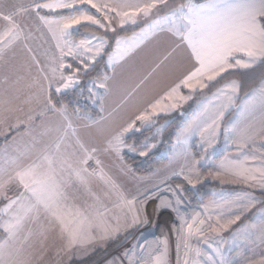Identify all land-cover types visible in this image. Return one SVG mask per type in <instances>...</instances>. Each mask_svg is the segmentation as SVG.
Masks as SVG:
<instances>
[{
	"label": "snow or ice",
	"instance_id": "snow-or-ice-1",
	"mask_svg": "<svg viewBox=\"0 0 264 264\" xmlns=\"http://www.w3.org/2000/svg\"><path fill=\"white\" fill-rule=\"evenodd\" d=\"M165 2L166 0H49L46 3H35L32 7L37 10V15L40 9L51 12L70 11L68 15H58L53 19L39 17L56 40L59 50V56L53 58L48 71L45 73L41 69L44 73L43 79L48 81L47 87L37 83L39 93L44 94L48 110L66 114V107L57 108L48 94L52 82L59 83L55 88L57 93L79 84L81 71H87L95 64L107 45L105 37L95 33L75 41L71 39L74 29L91 25L115 31L113 24L120 27L126 24L135 25L138 19L153 15L154 10ZM89 9L95 10L98 15L90 14ZM27 11L29 9L26 7L8 6L5 0H0V58L26 38L18 17ZM165 28L177 36L188 50L192 66L178 83L147 104L134 119L111 136L107 141L106 150L114 151L117 155L125 148L137 151L134 145L125 143L124 137L127 133L150 127L154 123V116L171 112L191 99V95L181 94V87L191 90L192 93L202 91L218 78L222 79L224 74L238 69H250L257 63H264V0H205L201 4L189 0L188 4L181 5L171 15L153 20L136 36L127 40L117 39L114 51L108 55V64L113 72L115 66L138 47L139 43ZM66 57L77 60L82 68H73L72 64L65 63ZM65 69L70 70L71 74L65 75ZM110 79L111 77L105 74L93 83L107 90ZM238 90L239 83L235 80L219 88L212 99L202 104L200 110L186 123L177 143L187 145L193 137H199L203 152L207 153L209 148H214L225 112L232 107ZM256 101V94L251 95L242 112H253ZM259 103L264 106V88L259 90ZM32 118L30 116L29 120ZM137 121L140 122L139 128ZM225 134L235 137L232 143L238 145V150L249 147L257 136L264 141V129L257 133L247 125L241 127L238 122L225 129ZM62 144L63 139L33 154L21 153L8 161L6 166H0V201L3 202L0 207V264H34L47 250L50 237L61 241L65 251H71L83 248L97 239H107L119 232L122 226L130 227L140 221L145 208L144 201H140L141 206L138 209L137 198L128 199L102 170L89 172L85 167L88 161L94 158L97 151L95 148L89 149L77 138L76 144L82 154L77 156L75 150L62 148ZM156 146L155 143L144 142L139 155H148ZM95 162L97 165L101 163L99 159ZM199 163L193 159L190 166H187V171L181 168L174 175L182 176L188 184L195 187L199 182V173L196 171V165ZM221 168L232 178L233 183H242L264 191V154L258 157L253 153H244L243 159L237 157L229 160L222 164ZM194 175L196 179H193ZM214 175L215 178H220L221 172ZM93 176H98L115 190L120 201L116 207L122 210L124 225L121 224V217L109 216L108 210L101 211L103 205H90L85 208L71 197L70 189L74 184L87 189ZM163 183L164 181H161V184ZM155 189L151 196H157L160 192H171L173 197L169 199L167 195L159 196L158 208L170 209L179 218L180 227L176 229L177 264H180L181 247L184 254L183 264H189L190 259L192 264H198V258L204 254L202 246L212 252L205 264H226L219 258V249H212L209 241L214 243V237L229 225L236 223L241 216L236 215L234 219H229L223 224L217 217L213 224V217L210 215L200 219V212L186 215L181 211L184 201L181 199L183 190L179 185L176 188L156 185ZM148 198L145 196L144 199ZM96 199L98 201V198ZM257 203L264 204V200H258L248 192L238 194L234 201H225L229 207H240L241 215ZM223 207L222 204L210 202L204 205L202 211L207 213L211 208ZM245 228H257V225H246ZM259 231L264 241V224L259 226ZM163 243L164 248L159 254L149 253L151 260L145 258L143 244H139L135 250L125 252L124 255L130 264H168L167 241ZM138 252L140 255H137ZM248 264H264V257L258 261L249 260Z\"/></svg>",
	"mask_w": 264,
	"mask_h": 264
},
{
	"label": "crops",
	"instance_id": "crops-1",
	"mask_svg": "<svg viewBox=\"0 0 264 264\" xmlns=\"http://www.w3.org/2000/svg\"><path fill=\"white\" fill-rule=\"evenodd\" d=\"M173 1L166 0L164 4L159 5L158 9L154 10L153 15L148 18L138 19L135 25L126 24L120 27L117 24H113L115 28L113 32L115 33L111 30L101 29V32L105 34L111 33V36H113L115 45L112 52L116 47L117 39L124 38L127 40L132 38L153 20L169 16L181 5L189 3V0L186 2ZM46 2H49V0H5L8 6H23L28 8L29 11L18 17L26 38L0 58V166H6L8 161L19 156L21 153L33 154L61 139H63L62 148H67L69 151L75 150L77 156H81L82 154L79 153L78 145L76 144V139L79 138L86 147L97 150L94 158L89 160L87 165H85L89 172H99L102 170L128 199L137 198L136 207L138 209L140 208V201H144L145 208L140 218L144 224L156 226V219H160L161 217H168L169 223L173 219L176 220L177 216L175 212L173 213L170 209H162V212L156 210L159 203L158 197L167 195L169 199H173L171 192H160L157 196H151V193L156 190V185L164 188H176L165 185V182L172 178H181L186 182L182 176L174 175V173L179 172L181 168L185 169L187 166H190V162L194 157L184 155L183 157H179L180 159L169 160V164L164 169L157 170L147 177H138L123 162L122 155L124 153L121 154V158H116L114 157L116 154L114 151L106 149L107 141L119 130L120 125L127 124V122L134 119L135 115L139 114L147 104L158 99L170 87L178 83L191 68L192 63L188 50L177 36L165 28L148 36L139 43L138 47L115 66L114 72L108 64V55L112 52L109 53L105 59L109 71L107 75L111 77L108 81V89H101L97 86L100 96L96 105L93 104L98 109V116H93L90 113L71 112L66 108L65 115L67 119H65V115L48 110L46 101H44V94L39 93L37 87V83L44 87L48 85V81L43 79L44 73L41 72V69L45 73L48 71V67L43 63L42 55L46 51V48L39 46V43H52L53 47L46 54L47 58L59 56L58 53L54 52L53 42L55 39L52 37L47 26L39 19L40 16L47 17L43 13L55 12L40 9L38 10L39 15H37V10L32 7L35 3ZM191 2L201 4L205 0H191ZM60 12H69V10H61ZM95 15L98 14L96 13ZM47 18L53 19L56 17ZM123 31H127L128 33L126 32V34L121 35ZM87 35L84 38L88 37ZM150 44L152 45L149 47ZM68 60L71 59H66V63H68ZM258 64L260 63H257L255 66ZM255 66L252 68H255ZM247 70L239 69L236 72H245ZM64 74L70 75V73ZM79 81L81 83L80 78ZM259 85L255 88H258ZM58 86L59 83L53 81L48 94L51 95L52 92L57 93L55 88ZM83 86V83L78 84V86L75 85L59 93H66L79 87L83 88ZM188 91L191 94V90L187 88L181 87L180 89V92L184 94ZM91 99L92 95L90 93L89 102H91ZM182 108V105H180L171 112L160 113L152 119L172 116L177 111L183 112ZM40 113H43V115H40ZM191 115V113L184 115L183 118H190ZM30 116L33 117L31 120H29ZM20 121H26V123H20ZM263 121L264 115L262 116V120L260 116L262 127H264ZM69 122L71 123V127H69ZM260 122L255 121L256 128H258ZM260 151L259 156L264 154L263 148H260ZM244 153L250 152L245 149L239 154L233 152L228 157H239L241 159ZM195 157L197 156L195 155ZM96 159L100 160L101 163L99 165L96 164ZM225 159L226 155L221 154V156L215 158V163L219 164ZM208 169L209 166H205L204 169L198 168L200 173H205ZM161 181H164V183L161 184ZM202 185H209V182ZM70 195L72 198H77V204L81 207H85V198H95L93 205H103L100 209L101 211L108 210L109 216L121 217V224L124 225L125 221L122 210L116 207L120 201L115 190L101 181L98 176L90 178L87 189L74 184L70 189ZM145 196L149 198L145 200ZM96 198H98V201ZM181 199L187 203L183 193ZM0 204H3V202L0 201ZM186 215L189 214L186 212ZM139 223H135L130 227L122 226L119 232L109 236L107 239H97L83 248L71 251H65L61 241L50 237L47 250L44 252L42 258H37L34 261V264H70L73 261L81 262L85 259L87 252L91 255L96 250L102 249L103 243H108L120 235L132 234ZM79 250L86 251V253H83V256H79L80 254H77ZM189 264H192L191 259Z\"/></svg>",
	"mask_w": 264,
	"mask_h": 264
},
{
	"label": "rangeland",
	"instance_id": "rangeland-1",
	"mask_svg": "<svg viewBox=\"0 0 264 264\" xmlns=\"http://www.w3.org/2000/svg\"><path fill=\"white\" fill-rule=\"evenodd\" d=\"M174 1L175 2L177 1L186 2L188 0H174ZM89 12L90 14H93V15L96 14V12L92 9H89ZM59 13H62V12L43 13V14H46L47 17H57L58 15H60ZM88 26H91V25H88ZM80 27L81 26H79L78 28L72 31L71 39L75 41L81 40L80 38L76 39L73 36V34L77 32ZM91 27L96 28L101 31V29H99L96 26H91ZM101 34L102 35H99V36H103L107 40V45L105 47L104 53L109 48L111 41H113V45L110 50V53H111L115 45L113 36H111L112 34L111 33L105 34L104 32H101ZM87 36L89 37L90 34H88ZM53 43H54V52L59 54V50L56 47V40ZM93 43H96V41H93ZM151 45L152 44H150L149 47ZM39 46L46 48V51L43 52L42 55H43V63L46 67H48L52 63L53 58H50V57L47 58L46 54L53 47V45L52 43H39ZM100 57H98L97 60ZM66 59L77 61L73 59L72 57H66ZM145 68H146V63H145ZM252 69H248L247 71H250ZM238 70H233L232 72L234 71L236 72ZM93 82L94 81H91L88 83V89H89V93H91L92 95V99L90 103L92 105L93 104L96 105L100 94L98 91V87L94 85ZM229 82L224 83L219 88L224 87V85H226ZM237 82L239 83V90L236 96L234 97V103L232 107H230L229 110L225 112L224 119L221 123V131L215 142V147L209 148L207 153L202 151L201 149L202 142L200 141L199 137H193L188 142L187 145L178 144L177 138L180 136L181 130L186 125V123L190 119H192V117L200 110V107L202 106V104L207 103L208 100L212 99L213 94L216 93L219 88L212 91L210 94H207L208 88L203 89L202 91H197L195 93L191 92V94L189 93V91L186 92L185 94L181 92V94H183L184 96L191 95V99L181 104L183 107L181 110L183 112H179V111L177 112L181 114L180 115L181 117L184 115H188L189 114L188 111L190 110H192L193 112L191 113L192 115L190 118L188 117L183 118L184 122L180 130L176 133V137L174 141L175 144H173V146L169 149V152H166V154L168 153L169 160L171 161L175 160L176 158L180 159L179 157H183L184 155L186 156L189 155V156H193L194 160L200 162L199 164L196 165V171L199 173V182L195 184V187H193L192 185L188 184V182L186 181V183L192 189L196 190L197 186H202V184H207L209 182V193L211 196L207 198L198 207L191 206L187 200H186L187 203L184 201L183 205L181 206L182 212H184L185 214L187 212L189 215H194L196 212H200L201 213L200 219L205 218V215H210L213 217V221H212L213 224H215V220L217 217H219L220 223L223 224V223H226L229 219H234L236 215L241 216V218L238 221H236V223L229 225L226 229L222 230L218 236H215L214 243L212 240L209 241V243L212 246V249H219V253H220L219 258L225 261L226 264H248L249 260L258 261L262 257H264V241H262L261 234L259 231V226L261 224H264V204L257 203L254 207H251L248 211L244 212L243 215H241L240 207H237L235 205L229 207L227 204H225V201H234L235 197L238 194H242L244 192L250 193L251 195L255 196L258 200H264V191L260 190L259 188H251L242 183H233L232 178L228 174H226L224 170L221 168L222 164L226 163L229 160H233L237 158V157H234V158L228 157L233 152L235 154H239L240 152L247 149L249 150L250 153H253L259 157V154L261 152L260 148L264 149V147H262V144H264V141H261L259 136L256 137L255 141L249 147L238 150V145L232 143V140L235 139V137L225 134V129L230 128L234 123H237V122L239 123L241 127L247 125L250 127L252 131L257 132V133H259L260 130L264 129V127H262L261 122H260V116L262 120V116L264 115V106L260 105L259 103V90L261 88H264V77L258 83V85L260 84L258 88L254 87L253 89H251L244 95H241V85L239 81ZM82 83L83 85H85V82L83 80H81V83L79 84H82ZM213 83L214 82H212L211 84ZM253 94H256L257 96L255 110L251 113L242 112V109L246 101ZM213 103H216V101H213ZM153 121L154 123L150 127L146 126V127L140 128V131L133 130L132 132L127 133L124 137V140L127 138V136H129L132 133L141 132L143 130L155 128L152 135L145 142L155 143L157 145L156 148L152 149L148 153V155L156 152L162 145L164 130L166 129L169 123L166 122L164 124L157 126L158 118L157 117L154 118ZM255 121L260 122L258 124V128H256L255 126ZM124 125H120L119 129ZM137 127L138 128L140 127V122L137 123ZM140 150L142 149H139L137 151H130L127 148H125L122 150V152L119 155L115 154L114 157L121 158V154L125 152H129L130 154L141 157V158H145L146 156H148V155L146 156L139 155ZM221 154H223L224 156L226 155V159L219 164L215 163V158L217 156H221ZM195 155L197 157H195ZM241 159H243V157ZM205 166H209V169L205 173L204 172L200 173L198 168L204 169ZM185 171H187V168H185ZM217 172H221L220 178H215L214 174ZM210 173L212 175H210ZM193 179H196L195 175L193 176ZM73 199L77 203V198H73ZM94 199L95 198H85V203H84L85 208L89 207L90 205H93ZM210 202H213L216 204H222L224 205V207L223 208H211L208 210L207 213H204L202 211L204 205L209 204ZM2 206L3 204H0V207ZM150 209L152 208L150 207ZM156 210H158V212L160 211L162 212V209L157 208ZM142 221H143L142 219L139 221L141 224L140 223L138 224V226L134 229L132 234L118 236V237H123L122 243H120V245H118L115 249H113L111 253L104 255L98 262L94 264H130V261L128 260L127 257H125L124 253L129 250H135V248L138 247L139 244L144 245L145 258L151 260V256L149 255V253H151L152 255L159 254V251H161L164 248L163 242L165 240L167 241V248H168V264H177L178 256H177V251H176V242H177L176 229L180 227L179 218L177 217L176 220L173 219L169 223L168 217L166 218L161 217L160 219H156L157 221L156 226L144 224ZM246 225H257V228H245ZM107 244L108 243H103L102 248L106 246ZM202 251L204 254L198 258V264H205V261H207L208 258L212 256V252L209 251L207 247L202 246ZM78 253L80 254L79 256H83V253L85 254L86 251L79 250L77 251V254ZM91 255H89L87 252V254L85 255L86 256L85 259H83V261L81 260L80 261L84 262ZM137 255H140V253L138 252ZM213 259H215V257H213ZM183 260H184V254H183V248L181 247L180 254H179L180 264H183ZM77 263H80V262L73 261L70 264H77Z\"/></svg>",
	"mask_w": 264,
	"mask_h": 264
},
{
	"label": "trees",
	"instance_id": "trees-1",
	"mask_svg": "<svg viewBox=\"0 0 264 264\" xmlns=\"http://www.w3.org/2000/svg\"><path fill=\"white\" fill-rule=\"evenodd\" d=\"M59 14L67 15L70 14V12H62ZM126 32L127 31H123L121 35L126 34ZM92 33L102 35L100 30L88 25H83L78 29L77 32L73 34V36L78 39L84 38L87 34ZM112 45L113 41H111L109 48L105 51L103 56L96 61L95 64H93L87 71H81L79 78L85 82L83 88L79 87L66 93H51L50 96L52 102L57 108L65 106L71 112L90 113L93 116H98V109L89 102L90 93L88 89V83L91 81H98L105 74H108L109 71L105 59L110 53ZM68 62L73 65V68H82L78 61L68 60ZM65 73L71 74V71L66 70ZM263 77L264 63H260L250 71L231 72L230 74H225L222 79L219 78L216 82L208 87L207 94H210L212 91L216 90L226 82L237 80L241 85V95H244L256 87ZM192 112V110L188 111L189 114ZM180 115L181 114L177 112L172 116L158 118L157 126L166 122L169 124L164 130L162 145L156 152L146 156L145 158L132 155L129 152H125L122 155L123 162L131 169L135 176L147 177L155 171L165 168L169 164V155L168 153L166 154V152H169V149L172 147L176 137V133L180 130L184 122L183 116L181 117ZM154 130L155 128L132 133L126 138L125 143L128 145H134L137 150H139L141 149V145L149 139ZM165 185L169 187H176L179 185L183 190L182 193L185 199L193 207H198L211 196L209 193V185L198 186L196 190H194L181 178H172L167 183H165ZM122 241L123 237H118L115 240L108 242L106 246H104L102 249L96 250L87 260L77 264H94L98 262L104 255L111 253L113 249L122 243Z\"/></svg>",
	"mask_w": 264,
	"mask_h": 264
}]
</instances>
